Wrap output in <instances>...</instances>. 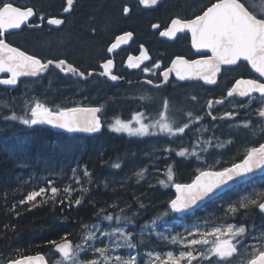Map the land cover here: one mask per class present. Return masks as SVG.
Listing matches in <instances>:
<instances>
[{
    "label": "snow or ice",
    "instance_id": "1",
    "mask_svg": "<svg viewBox=\"0 0 264 264\" xmlns=\"http://www.w3.org/2000/svg\"><path fill=\"white\" fill-rule=\"evenodd\" d=\"M145 5H155L157 0H140ZM67 6L63 11L68 13L72 10L74 0H66ZM248 4V6H246ZM249 7L252 10H249ZM124 14H128L131 9L124 6L122 9ZM36 18L39 23L34 25L39 28L46 21L48 25L60 26L65 23L64 19L57 17H46L43 13H38L31 6H18L16 0H0V74H9L6 78H0V85L3 86H16L22 77H38L40 74L45 73L50 66L59 69L64 74H72L81 80H86L91 77L96 71L80 70L75 65L69 63L65 59L52 60L48 59L43 61L36 55H29L27 52L19 48L13 47L6 43L3 38L4 33L9 30H18L22 26H27L33 18ZM154 28H159V25H153ZM185 30L191 33V44L201 53V50H208L210 55L201 54L198 59H186L183 56H177L171 62L170 67H165L160 73L159 83H155L152 79H148L146 83L159 88L169 81V77L175 74V77L181 81L200 79L206 84H215L216 76L221 70V65H238L239 62L244 61L250 65L251 70L257 73L261 79H237L234 85L227 91V97L234 95L239 97H247L251 102L253 93H258L264 99V11H259L255 4L249 3V0H209V4L202 14L195 15L193 19H183L176 17L171 20L170 26L160 33L165 37H176L177 33L184 32ZM133 33L125 32L123 35L117 36L115 42L107 48V53H113L120 47L121 44L126 43L131 39ZM140 52V56L133 58L128 57V67L133 69L140 68L144 61L150 60L146 49ZM135 61V62H134ZM102 71L99 73L102 77H108L111 81H117L121 77L113 74L114 60L109 58L105 59L100 65ZM161 67L160 62L152 64L151 67L145 66L142 71L144 73H153ZM193 99H195L193 97ZM223 99L217 100V104H223ZM212 101H208V108H212ZM24 115H17L12 113L10 116L4 117L5 120H19L25 126H36L47 124L53 127L64 129L68 132L75 133H99L104 127L101 120V107H49L45 103L35 101L32 105H26ZM164 111L160 112L159 118L145 123V115L143 112L135 113L130 120L124 121L116 119L114 123L108 125L109 129L115 133H126L129 137H145L154 135L156 132L166 133L169 137L180 136L189 129L193 123L192 113H188L189 122L184 123L183 126L176 125L174 121H170L167 115L168 102L164 101ZM211 115V112L208 113ZM233 112H227L222 118L231 119L234 117ZM259 116L264 117V111L259 112ZM202 117L196 116L195 121H200ZM213 120L216 117H212ZM135 122V126L134 123ZM210 142L205 141L202 151L206 152ZM166 151H173L166 149ZM178 157L184 158L189 156H198L199 154L193 148L190 152L188 148H183L175 153ZM218 163V162H217ZM206 165V162H205ZM120 165L117 164L116 168ZM76 169H72L71 179L77 185L80 184L79 179L76 177ZM259 171L264 175V143L259 147H251L246 150L243 158L236 163L231 164L230 167H224L220 170H213L211 167L205 166L204 169L199 170L198 174L191 183L182 184L174 183L175 195L169 202V212L163 216H157L151 225H146L140 229L139 235L141 237L140 243H143L144 236L148 235L153 228L158 227L157 221L164 220L169 213L178 215L180 217L187 215H194L195 210L201 208L207 201L216 197L218 192L228 188L230 184L238 182H247L248 177H255L256 172ZM85 177L88 172L84 171ZM140 177L144 176V172L138 173ZM173 182V169L171 166L167 169V180H160L159 184L167 186ZM53 181H47V187H40L39 190L31 191L27 194L25 199L19 201L20 205L31 203V207L38 206L36 203L37 197H41V203L46 202L44 197L50 195L48 199L56 202L61 189L52 186ZM84 192L86 188L80 189ZM66 195H71V189L64 188ZM255 195V193H254ZM264 199V192L258 194ZM83 197L75 200V206H80ZM60 204H65L64 199L59 200ZM240 208L247 209L251 205H257V200L251 196H245L238 200ZM15 207V205L13 206ZM68 207H72L68 203ZM258 208L264 213V202L258 204ZM103 211V210H101ZM123 211V210H121ZM228 211L232 214L237 212L235 206H230ZM19 215V213H17ZM103 221L112 222L113 215L108 214L102 217ZM117 222H126L125 226H117L112 228L111 231H105L101 228L100 224L95 225V231H89L87 236L83 237V242L73 248V245L68 241V234L62 238L63 242L57 244L56 241H50L56 251L62 254L63 257L73 258L78 257L81 251L92 250L99 253L104 260L110 259L106 256V252L111 249L126 248L135 250L137 245L133 243L132 234L126 231V226L131 225V218L128 216L115 217ZM184 227L183 225H180ZM201 225L194 224L190 228H185L189 237L186 243L177 235L171 236L170 243L173 245L179 244L182 248L186 247L189 250L179 251V255H174L172 251L166 253V258L161 261V264H181V261L186 260L187 264H192L198 257L208 260V264H231L228 258H232L237 254L240 248L247 249L251 247L253 258L247 264H264V234L261 235L260 242L253 245H246L243 243L247 229L245 226H235L232 224L221 225L211 228L210 232L201 233ZM171 231V228L168 229ZM97 233L99 235H97ZM199 234L200 238H195ZM158 239L167 240V236L160 231L155 233ZM213 236L211 246L206 247V251H199L198 248H205L209 245V240L206 236ZM256 239L255 237H252ZM105 239L109 244L105 247L96 248L95 242L99 240L103 242ZM235 241V242H234ZM196 252V255H194ZM145 257L151 256V253H145ZM215 256L219 259L213 262L210 257ZM155 259L159 260L157 253ZM36 261L37 264H45L43 256L27 257L26 260L11 261L10 264H32ZM63 264V262H58ZM73 264H98V261L93 259L87 262H78L73 259ZM113 264H137V256L130 255L128 259H121L119 256L115 257Z\"/></svg>",
    "mask_w": 264,
    "mask_h": 264
},
{
    "label": "flooded vegetation",
    "instance_id": "2",
    "mask_svg": "<svg viewBox=\"0 0 264 264\" xmlns=\"http://www.w3.org/2000/svg\"><path fill=\"white\" fill-rule=\"evenodd\" d=\"M40 1L16 0V3L18 6L33 7L38 13H43L46 20L54 16L64 19L65 23L56 27L48 25L45 21L43 25L37 28L34 25L39 21L34 17L27 26L5 32L3 38L6 43L27 52L29 55H36L43 61L65 59L82 71L92 69L96 71L91 77L81 80L72 74L66 75L59 69L50 67L46 73L39 77L20 78L16 86L0 85L1 132H6L9 128L23 126L18 122H10L4 119L9 114L7 107H15V111L19 113L23 106L30 105L37 100L53 108L57 106H99L103 109L100 114L102 122L105 129L108 130L106 118L109 114L115 116L117 113L129 109L128 112L133 115L137 112L144 113L147 109L153 108L161 109L162 112L164 111V101L167 100V113L170 108H176L185 113L186 118L182 124L189 122L188 113H192L193 123L181 136L190 133V131L192 134L197 132L196 127L199 125H201L202 131L208 134L224 128L229 136L240 129L255 127L252 131L256 134L253 135L256 143L254 142L255 146L252 147H259L260 144L264 143V117L259 116V112L264 111V99L258 93H253L251 102L247 97L236 95L227 97V91L237 79H261L257 73L251 70L247 62L241 61L238 65H221L215 84H206L200 79L181 81L175 77L174 73L169 77L168 83L159 88L146 83L148 79H152L154 84L159 83L160 73L165 67H170L172 60L177 56L192 60L200 58L201 54L210 55L208 50H201V53L197 52L191 44V33L188 30L177 33L176 37L173 38L160 35L170 26L172 19L176 17L193 19L195 15L202 14V10L209 4V0H157L155 5H145L140 0H74L73 8L68 13L63 11L64 7L67 6L66 0H43L42 3ZM249 3L255 4L259 11H264V0H249ZM124 6L131 9L128 14L123 13ZM91 8L96 11V15H90L91 23L87 24L85 14ZM249 10L251 11L252 8L249 7ZM153 25H159V28H154ZM125 32L133 33L131 39L117 51L107 53V48L115 42L116 37ZM63 35L67 36V50H64L63 46L60 47L61 49L57 46L60 42L56 40L59 39L57 37ZM41 39L44 42L42 46L40 44ZM45 41L52 43L47 45ZM87 45H90L89 50ZM141 46L147 50L150 60L144 61L138 69L128 67V57H139L142 51ZM96 53L97 55H95ZM109 58L114 60L113 74L121 77L117 83L108 77L99 75L102 71L100 65ZM156 62H160L161 67L154 70L155 74L142 71L145 66L151 67ZM8 75L7 73L0 74V78H6ZM261 82H264V79ZM221 99L224 101L223 104H217L216 101ZM210 100L213 102L211 109L208 108V101ZM209 112L211 115L208 114ZM227 112H233L234 117L231 119L222 118ZM196 116H200L202 119L195 121ZM213 116L216 117L215 120L212 119ZM192 128H196V130ZM64 134L66 136L90 135L67 131ZM244 152L246 153V150ZM242 158H238L224 167H230L231 164L239 162ZM194 177L187 181L173 179V187L174 183L190 182ZM257 177L264 180V175L261 174L247 180V182H240L205 203L195 211L194 215L183 217L175 215L177 218L176 225H184L203 219L202 213L209 211L214 216V220L203 219V222L210 223L212 226L221 224L243 225L247 229L243 243L250 246L260 242L261 235L264 234V213L259 210L258 204L264 199L258 198L257 205H255V217L250 221L245 218L246 212L243 209L240 210V221L232 219V213L228 211L230 206L238 208V200L250 196L247 195L246 191L240 190L245 189L248 184L254 183ZM257 182L259 183L258 180ZM172 190L171 199L175 195L174 188ZM228 194H231L234 199L230 200ZM222 213H226L227 216L216 217ZM207 238L214 239L210 235ZM247 252H250L248 248H240V256H245L243 258L246 262L253 258L252 253L249 256L245 255ZM248 258L249 260H247Z\"/></svg>",
    "mask_w": 264,
    "mask_h": 264
},
{
    "label": "trees",
    "instance_id": "3",
    "mask_svg": "<svg viewBox=\"0 0 264 264\" xmlns=\"http://www.w3.org/2000/svg\"><path fill=\"white\" fill-rule=\"evenodd\" d=\"M90 15H96L93 8L85 14L87 24L91 23ZM57 38H59L56 39L57 41L66 40L65 35ZM42 40H40L41 46L44 43ZM89 48L90 45H87L88 50ZM63 49L67 50V47ZM254 128L240 129L232 136L227 135L224 128L217 129L216 132L219 131L221 134L217 137L225 140L226 143L222 150L203 153L202 156L184 157L181 160L173 156H165L160 159L164 171L149 172L152 177L154 176L157 184L159 180L157 175L167 180V169L172 162H174L173 179L177 181L191 180L198 170L204 169L206 165L212 169H221L242 158L245 150L255 146L253 135L256 134L252 131ZM200 131L202 129L198 128L197 132ZM187 135L188 139L191 138L188 141L192 145V141L196 138L195 133L192 134L190 131ZM128 141L125 135L110 132L108 129L94 136H66L43 124L31 127L23 125L6 132L0 131V264L38 253H44L53 264L54 258L59 254L49 242H59L65 233L68 234L67 239H74L84 224L100 220L104 215L109 214L112 210L109 206L115 197L127 200L130 204L135 203L134 208H137L134 192L137 191V186L146 187V185L140 182L138 185L132 184L128 180L113 186L111 184L112 179L122 174L128 165L127 157H132V151L140 147L139 141L134 139L129 143ZM216 159L220 164L213 163ZM117 164L121 167L116 168ZM74 168L77 170L79 185L71 179ZM85 170L88 172L87 177L84 175ZM49 179L53 181L52 186L61 189L56 202L48 199L49 190L48 195L44 197L46 202L41 203V197H37L38 206L35 208L31 207V203L19 204L29 192L47 187ZM156 184H153L150 190L158 189ZM162 187L165 189V192L162 190L163 193H173V182L167 186L160 185L159 189ZM262 187L264 180L257 177L254 183L245 187L246 190L240 191H246L247 195L258 202L260 197L258 190ZM64 188L72 190L70 196L64 193ZM83 188L88 191L80 190ZM162 191L160 190L159 194ZM158 192H152V198L157 197ZM228 195L230 200L234 199L231 194ZM81 197H83L81 205L75 206V200ZM60 199H64L65 204H60ZM68 203H71L72 207H68ZM145 209L144 217L163 216L164 213L169 212V200L150 201ZM241 209L243 208L238 206L237 212L232 214L231 218L240 221ZM243 210L246 212L245 218L249 221L255 217V205ZM131 211L120 212V216H128L132 223L139 225L141 219L130 216ZM115 216L118 214L116 213ZM202 216L209 221L214 220V216L209 211L203 212ZM220 216L226 217L227 214L222 213L216 217ZM165 218L177 219L171 213ZM114 221L117 222L115 219ZM121 223L123 224L124 221ZM131 229L135 231L134 240L138 241L137 230L135 227ZM146 236L152 237L149 234Z\"/></svg>",
    "mask_w": 264,
    "mask_h": 264
},
{
    "label": "rangeland",
    "instance_id": "4",
    "mask_svg": "<svg viewBox=\"0 0 264 264\" xmlns=\"http://www.w3.org/2000/svg\"><path fill=\"white\" fill-rule=\"evenodd\" d=\"M40 2L42 3L43 1H40ZM48 43L51 44L52 42L51 41H47V42L45 41V44L50 45ZM64 44H65V46H64ZM57 46L59 47V49H61L60 48L61 46L67 47V36H66V40H61L57 44ZM32 104H34V103H32ZM32 104H30V105H32ZM6 109H8V111H9L8 116H10L13 112L16 113L17 115H24L25 111L27 110L26 106H23L22 110L19 113H17L15 111V107L9 106ZM160 112H161V109H157V108L147 109V111L144 112L145 123H150L151 121L158 119ZM113 115L114 114H109L106 118L108 120L107 128H109L108 125L111 123H114V121L116 119H121V120L127 121V120H130L134 114L132 115L130 112H128V110H126L124 112L121 111L120 113H117L115 116H113ZM167 115L170 117L169 122L174 121L176 125L183 126L182 121H184L186 118L185 113L178 111L176 108H174V109L170 108ZM8 121L11 122V120H8ZM14 122L15 123L18 122L20 125H23L20 123L19 120H15ZM133 123L135 126V122H133ZM8 126H10V124H8ZM29 127H31V126H29ZM196 128H197V130H198V128L202 129L201 125L197 126ZM196 128H192V129L196 130ZM109 131L113 132L110 129H109ZM117 134L125 135L129 140L128 143L131 142L132 139L139 141L138 143L140 144V147L139 148L136 147V150L132 151L133 152L132 154L135 156V158L133 156L131 158L127 157L128 166L125 167V171L128 174L125 173V171H123L124 173H122V175L116 177L115 179L113 178L112 179L113 182H111L112 186H113V184H115V185L120 184L124 180H128V182H130L132 184L134 183L136 185H138V182H140V184L146 185V187L137 186V191L134 192V195H135L136 201H137V208H134L135 203L130 204L127 200H121L120 197H115L109 206V208L112 209L109 212V214L113 215L114 219H115V217H117V216H115L116 213L118 214V216H120L121 215L120 212L131 211L132 208L133 209L131 211L130 216H132L135 219H141V222L139 225L138 224L136 225L135 223H131V225L126 226V231H128L132 234V238H133V235L135 233V231L131 229L132 227H135V229L137 230V233L139 234L140 229L142 227H144L146 225H151L152 222L156 219V217H150V218L144 217V212L146 210L145 208L148 205V203H150V201L158 202L159 200L162 199V201L169 200V202H170V199H171L170 196L172 195V193H169V192L163 193L162 190H164V192H165V189L163 187L159 189V187H160L159 181L164 180V178H161V176L157 175L159 177V180H158V183L156 184L155 179L153 178L154 176L152 177V175L150 173L154 170L164 171L163 168L161 167V162H160L161 158H163L165 156L166 157L173 156L174 158L181 160L182 158L178 157L175 153L180 151L183 148H188L190 152L193 150V148H195V150L199 154L198 156H202L203 153H208L210 151L217 152V150H222L223 147H225V145H226L225 140L221 139L220 137H217V136L221 135V134H219V131L213 132L212 134H208V133L203 132V131L195 132L194 137H196V138H194L195 140L192 141L193 142L192 145H190V143L188 141L191 138L188 139L187 134H185L184 136L180 135V136H175V137H169L166 133H159V132H156V134H154V135H148L145 137H129L126 133H117ZM205 141L210 142V146L208 147L206 152H203L201 149H202ZM166 149H172L173 151H166ZM216 157H218V156H216ZM132 160H134V162L135 161L136 162L134 163ZM139 160H141V161H139ZM137 161L141 162V164ZM137 163H138V165H137ZM173 163L174 162H172L170 164V166L172 167V169L174 171ZM213 163L214 164H220V161L218 159H216L215 162H213ZM130 164H132V165H130ZM120 167H121V165H120ZM199 170H198V172H199ZM141 171L144 172L143 177H140L139 175H137ZM141 181H143V182H141ZM153 184H156L158 186V189L150 190L152 188ZM157 190H159V192L161 190L162 192L159 194V192ZM155 191L158 192V195H157V197L152 198L151 194H152V192H155ZM258 191L259 192L264 191V187H262ZM143 192H144V194H143ZM169 194H170V196H169ZM121 210H123V211H121ZM203 219H205V218H203ZM203 219L196 220L194 222L186 223L183 225L184 227H181L180 225L179 226L176 225L177 219H175V218L171 219V220L165 218L167 223H165L164 220L157 221L158 227L153 228L152 231H150L148 233L149 235H152V237L151 236L150 237L144 236V238H143L144 242L143 243H140V240H141L140 235L138 236V241H135L133 238V243H135L137 245L135 250H129L126 248H120V249H111L110 248L105 254L106 256L110 257V259H108L107 261L104 260V258H102L99 253H96V252L89 249L86 251H81L79 253L78 257H76V258H73L71 256L69 258H65V257H62L61 255H58L57 257L54 258L53 264H58V262H61V261L63 262V264H73V259H77L78 262H87V261L95 259L98 261V264H113L115 257L119 256L121 259H128L130 255H136L137 256V264H161V261L166 258V253L168 251H172L174 253V255L178 256L179 251L189 250L186 247L182 248L179 244H176V245L171 244L170 243L171 236L177 235L180 239H183L186 243L187 239H191L193 237L188 236L187 232L185 231V228H190L194 224L201 225L200 231L205 232V233L210 232L211 228H213V227L221 226V225H227V224H221V225L212 226L210 223L203 222ZM112 222H114V223H112ZM112 222L102 221V218H100V220L91 221V222L84 224L80 233H78L74 237V239H72L73 243H74V245H73L74 248L76 245L81 244L83 242L82 238L87 236L89 231H93V232L95 231V225H97V224H100L101 228L104 229L105 231H111L112 228H115L117 226H125L126 225V222H124L123 224L121 223V221L115 222L113 220ZM169 228H171V231L168 230ZM156 231H160V232L164 233V235L167 236V240L158 239L155 235ZM97 235H99V234L97 233ZM150 238H152V239H150ZM195 238H200V235L197 234ZM205 238H207V236ZM207 239L210 242L209 245L205 246V248H198L199 251H206V247L211 246V241L213 240V238H207ZM147 240H149V241H147ZM107 244H109V241L107 239H105L103 242H100L99 240H97L95 242V247L96 248L105 247V245H107ZM248 251H250V252H247V254H245V255L249 256L252 253L251 247H248ZM145 253H151V256L145 257L144 256ZM157 253L159 254V257H160L159 260L155 259V256ZM194 255H196V252H194ZM243 257H245V256H242V255L240 256V249H239L237 254H234V256L232 258H228V259L231 261V264H247L248 261L246 262L245 258H243ZM210 259L213 262H215L219 258L212 256V257H210ZM247 260H249V258ZM185 263H187L186 260L181 261V264H185ZM192 264H208V260H204V259H201L198 257V259L194 260L192 262Z\"/></svg>",
    "mask_w": 264,
    "mask_h": 264
},
{
    "label": "water",
    "instance_id": "5",
    "mask_svg": "<svg viewBox=\"0 0 264 264\" xmlns=\"http://www.w3.org/2000/svg\"><path fill=\"white\" fill-rule=\"evenodd\" d=\"M65 13V12H64ZM52 26H55V25H52ZM61 26V25H60ZM60 26H56V27H60ZM123 45H125L124 43L123 44H121L120 45V47L118 48V49H120ZM118 49H116L115 51H117ZM114 51V52H115ZM51 67V66H50ZM50 69V68H49ZM48 69V70H49ZM47 70V71H48ZM46 71V72H47ZM45 72V73H46ZM42 74H44V73H42ZM42 74H40L39 76H41ZM38 76V77H39ZM22 78H34V77H22ZM120 81V79L119 80H117V81H113L114 83H117V82H119ZM92 107H94V106H92ZM102 120V119H101ZM103 123V122H102ZM43 125H45L46 127H49V128H51V129H53V130H56V131H61V132H65L66 130H64V129H60V128H57V127H53V126H50V125H47V124H43ZM103 125H104V123H103ZM105 126V125H104ZM104 130V127L102 128V130L100 131V132H102ZM68 132V131H67ZM99 132V133H100ZM88 134V133H87ZM95 134H98V133H95ZM90 135H94V134H90ZM198 174V173H197ZM196 174V175H197ZM258 175H261V173L259 172V171H257L256 172V174H255V176H258ZM253 177H248L247 178V180H250V179H252ZM192 181H190V182H177V183H182V184H187V183H191ZM238 183H240V182H238ZM238 183H236V184H230L229 186H228V188H226V189H223V190H221V192H218L217 194H216V197H218L219 195H221V194H223L224 192H226L227 190H229V189H231L232 187H234L235 185H237ZM174 188V187H173ZM174 192H175V188H174ZM216 197H214V198H216ZM213 198V199H214ZM212 199V200H213ZM211 201V200H210ZM207 202H209V201H207ZM207 202H205V203H207ZM262 202H264V200L262 201ZM204 203V204H205ZM203 204V205H204ZM260 210V209H259ZM196 211V210H195ZM261 211V210H260ZM180 217V216H179ZM68 241H70L71 242V244L73 245V241L71 240V239H68ZM63 242V240H60L59 242H57V244H59V243H62ZM56 250V249H55ZM57 252V251H56ZM58 253V252H57ZM59 254V253H58ZM59 255H61L62 257H63V255L62 254H59ZM36 256H43L44 257V262H45V264H50V262H49V260H48V258H47V256L44 254V253H38V254H31V255H26V256H23V257H20V258H18V259H15V260H11V261H18V260H26V258L27 257H36ZM11 261H8V262H6V263H3V264H10V262ZM32 264H37V262L36 261H33L32 262Z\"/></svg>",
    "mask_w": 264,
    "mask_h": 264
},
{
    "label": "bare ground",
    "instance_id": "6",
    "mask_svg": "<svg viewBox=\"0 0 264 264\" xmlns=\"http://www.w3.org/2000/svg\"><path fill=\"white\" fill-rule=\"evenodd\" d=\"M47 7H48V6H47ZM119 24H120V23H119ZM125 25H126V24H125ZM118 26H119V25H118ZM120 27H121V26H120ZM121 28H122V27H121ZM110 29H111V28H110ZM106 33H107V32H106ZM111 33H112V32H111ZM40 35H41V34H40ZM43 37H44V36H43ZM40 38H41V37H40ZM36 39H37V38H36ZM101 39H102V38H101ZM67 47H68V46H67ZM97 53H98V52H97ZM97 53H96L95 55H97ZM99 53H100V52H99ZM99 53H98V54H99ZM94 59H95V58H94ZM55 60H56V59H55ZM92 60H93V59H92ZM105 86H106V85H105ZM111 88H112V87H111ZM109 89H110V87H109ZM122 90H123V89H122ZM117 91H118V90H117ZM119 91H120V90H119ZM119 91H118V92H119ZM126 91H127V90H126ZM106 92H107V91H106ZM124 92H125V91H124ZM123 94H124V93H123ZM28 101H29V100H28ZM98 107H99V106H98ZM102 110H103V109H102ZM128 110H129V109H128ZM104 114H105V113H104ZM117 116H118V115H117ZM117 116H116V117H117ZM12 127H13V126H12ZM9 129H10V128H9ZM104 129H105V127H104ZM65 132H66V131H65ZM63 133H64V132H63ZM89 136H90V135H89ZM92 136H93V135H92ZM122 145H123V144H122ZM100 147H101V146H100ZM127 149H128V148H127ZM133 151H134V150H133ZM133 157L135 158L134 155H133ZM130 158H131V157H130ZM135 160H136V159H135ZM144 160H145V159H144ZM132 161L134 162V160H132ZM139 161H141V160H139ZM139 161H137V162H139ZM135 162H136V161H135ZM135 162H134V163H135ZM131 163H132V162H131ZM139 163L141 164V162H139ZM130 165H132V164H130ZM130 165H129V166H130ZM135 165H136V164H135ZM137 165H138V163H137ZM127 166H128V165H127ZM139 166H140V165H139ZM135 167H136V166H135ZM128 168H129V167H128ZM128 168H127V169H128ZM130 168H131V167H130ZM137 168H138V167H137ZM121 169H122V168H121ZM132 169H133V168H132ZM135 169H136V168H135ZM129 170H130V169H129ZM124 171H125V170H124ZM127 171H128V170H127ZM130 172H131V171H130ZM120 173H121V172H120ZM123 173H124V172H123ZM125 173H127V172L125 171ZM127 174H128V173H127ZM120 175H122V174H120ZM120 175H119V176H120ZM105 178H106V177H105ZM161 198H162V197H161Z\"/></svg>",
    "mask_w": 264,
    "mask_h": 264
}]
</instances>
